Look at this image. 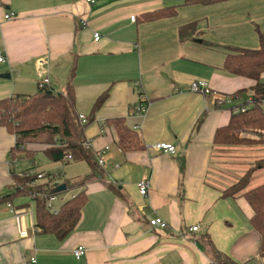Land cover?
Wrapping results in <instances>:
<instances>
[{
    "label": "crops",
    "instance_id": "1",
    "mask_svg": "<svg viewBox=\"0 0 264 264\" xmlns=\"http://www.w3.org/2000/svg\"><path fill=\"white\" fill-rule=\"evenodd\" d=\"M184 2L0 0V51L5 56L0 99L34 94L45 77L52 90L63 92L73 69L77 115L88 117L96 99L108 92L83 130L98 175L84 187L86 203L76 227L62 241L38 234L28 196L0 200V264H30L32 258L36 264H210L214 250L238 264H264L246 202L222 196L253 163L264 160V148L217 147L212 141L233 112L232 106L217 108L215 101L239 91L243 97L253 84L223 70L226 48H258L256 31L264 36V0L208 6ZM170 6L179 7L173 18L138 20ZM5 14H11L10 21ZM188 23H195L198 33L181 42L178 30ZM93 33L99 34L98 41ZM6 75L9 79L2 78ZM196 80L206 81L210 94L191 93L189 85ZM140 104L146 112L130 115ZM113 118L125 119L142 150L118 148L114 128L105 124ZM14 142L0 127V199L13 190L11 174L54 175V188L91 172L84 161L72 160L9 167ZM163 143L173 145L175 154L151 148ZM30 150L43 153L46 147L32 145ZM97 159L103 160L102 167ZM263 172L264 166L253 173L254 184L263 183ZM144 178L150 187L141 196L136 184ZM76 193L56 195L55 208ZM154 217L167 227H150ZM194 226L198 229L191 232ZM77 246L85 249L80 260L72 255Z\"/></svg>",
    "mask_w": 264,
    "mask_h": 264
},
{
    "label": "trees",
    "instance_id": "2",
    "mask_svg": "<svg viewBox=\"0 0 264 264\" xmlns=\"http://www.w3.org/2000/svg\"><path fill=\"white\" fill-rule=\"evenodd\" d=\"M229 0H185L183 6H208ZM178 6L165 7L142 14L139 22H155L176 16ZM258 48H226L223 70L253 84L246 93H250L251 106L243 112H232L226 125L217 128L213 135V145L217 147H254L264 145V36L258 32ZM195 23H188L178 30L179 41L191 40L197 35ZM210 47L208 43L202 42ZM74 69L63 92H55L45 86L31 95H16L0 99V127L13 135L15 142L10 149L12 159L31 160L35 151L27 150L26 146H45V157L52 163H64L70 155L72 161H84L90 168V174L65 181L66 190L77 193L61 204L55 214L45 207V198L53 194L52 179L31 185L36 179V173L21 175L11 174L12 192L1 201H10L17 196H28L39 193L42 196L35 199V230L38 234L52 235L62 241L67 238L80 220L81 210L86 203L84 187L93 181L98 173L94 156L83 149L85 142L83 130L94 121L95 114L101 109L108 98V92L99 96L93 104L84 124L75 111L74 89L71 79ZM239 91L235 96H242ZM240 95V96H239ZM112 126L117 134V146L122 152L140 151L142 142L135 131L125 125L124 118H113L105 122ZM250 136H253L250 138ZM264 160L257 161L234 184L230 185L222 196L224 198H242L249 210V225L259 236L258 256L264 258V184L247 189L253 173L263 168ZM22 187L21 189H19ZM210 264H238L229 257L214 250V259Z\"/></svg>",
    "mask_w": 264,
    "mask_h": 264
},
{
    "label": "built area",
    "instance_id": "3",
    "mask_svg": "<svg viewBox=\"0 0 264 264\" xmlns=\"http://www.w3.org/2000/svg\"><path fill=\"white\" fill-rule=\"evenodd\" d=\"M87 3H93V0H85ZM12 18L11 14H5L4 15V20L6 21H10ZM134 17H131V21H134ZM80 25L81 27H86L87 23L84 19H81L80 20ZM100 38L99 34L98 33H93V40L94 41H98ZM5 62V56L3 55V53L0 51V63H4ZM49 80L47 77L41 79L38 84H37V88L38 89H42L43 87L45 86H49ZM189 91L191 93H194V94H199V95H208L210 94L211 90H210V87H209V84L204 81V80H196V81H193L190 83L189 85ZM240 99L239 97L237 96H228L226 98H218L216 101H215V106L217 108H222L224 106H229L231 107V102L232 101H235V100H238ZM146 109H147V106L146 105H143V104H140L138 105L136 108L132 109L130 111V115L132 116H135V117H139V116H142L145 112H146ZM245 108H236L234 106H232V111L237 113V112H243ZM78 118L79 120L81 121L82 124H84L86 122V116L84 115H78ZM134 130L137 131L136 128H134ZM83 149L86 150V151H89L91 149V146H90V143L88 142H84L83 145H82ZM153 150H156L158 152H162V153H165V154H169V155H174L175 154V147L171 144H167V143H163V144H156V145H153L151 147ZM102 153H104V151H102ZM22 159H12L10 154H9V159H8V166L9 167H16L17 164L19 163V161H21ZM65 160H71V156L70 155H67ZM97 164L102 167L103 165V160L102 159H97ZM30 173H23V174H20V175H29ZM55 178L54 175H50L49 174V177L48 179H53ZM46 179V174H43V173H38L36 175V179L35 181L31 184V185H35L36 182H39V181H42V180H45ZM136 187L138 189V192H139V195L141 196H144L150 185H149V181L147 179H142L140 180L137 184H136ZM42 196L41 194L39 193H31L28 195V198L31 200V202L33 203V207L35 208V199L37 197H40ZM44 197V196H42ZM45 198V207L46 209L50 212V213H53L55 214L57 212L58 209L55 208V203H56V200H57V196L56 195H49L47 197H44ZM10 207V206H9ZM149 225L150 227L152 228H161V229H165L167 226L166 224L159 218L157 217H154L152 219L149 220ZM198 229V226H194V227H191L189 230L191 232H195L197 231ZM24 236V235H23ZM85 254V249L84 247L82 246H77L75 247L73 250H72V255L73 257L75 258V260H80ZM30 264H36V261L34 258H32L30 260Z\"/></svg>",
    "mask_w": 264,
    "mask_h": 264
},
{
    "label": "rangeland",
    "instance_id": "4",
    "mask_svg": "<svg viewBox=\"0 0 264 264\" xmlns=\"http://www.w3.org/2000/svg\"><path fill=\"white\" fill-rule=\"evenodd\" d=\"M231 106H234V107H236V108H240V107H242V108H248L249 106H251V97H250V93L248 92V93H245V95L243 96V97H240V99H238V100H235V101H232L231 102V104H230ZM253 136H250V138H252ZM258 146H260V147H262V148H264V145H258ZM258 146H254V147H258ZM27 150H30V146H26L25 147ZM33 159H31V161L29 160L28 161V159H22L21 161H19V163H18V168L20 169L21 168V166L22 167H26V166H28V165H30V166H32V163H33V161L35 160V163H38L39 165H43V163H48V159L45 157V155L42 153V152H36L34 155H33V157H32ZM32 162V163H31ZM50 162V161H49ZM256 164V162L255 163H253L252 164V166L253 165H255ZM17 168V169H18ZM31 169V168H30ZM33 170V169H32ZM46 172H50L51 174H57L56 173V171H55V169H49L48 171H46ZM29 173H35V171H30ZM23 174V173H22ZM30 175V174H29ZM263 177H264V172H263ZM17 176H19V177H21V175L20 174H18ZM264 180V179H263ZM34 182V181H33ZM263 183H259V184H254L253 183V181L251 180V182L249 183V185H248V187H247V189H251V188H254V187H257V186H259V185H261V184H264V181H262ZM38 183H40V182H36V184H38ZM22 187H20L19 189H21ZM62 195V194H61Z\"/></svg>",
    "mask_w": 264,
    "mask_h": 264
},
{
    "label": "water",
    "instance_id": "5",
    "mask_svg": "<svg viewBox=\"0 0 264 264\" xmlns=\"http://www.w3.org/2000/svg\"><path fill=\"white\" fill-rule=\"evenodd\" d=\"M2 78L9 79V76H7V75L6 76H2ZM65 190H66V186L64 184H62V185H59L57 187H54L51 192L53 194H59V193L64 192Z\"/></svg>",
    "mask_w": 264,
    "mask_h": 264
}]
</instances>
